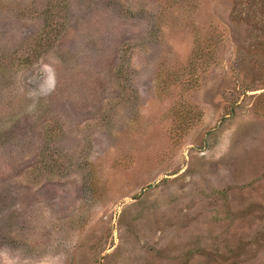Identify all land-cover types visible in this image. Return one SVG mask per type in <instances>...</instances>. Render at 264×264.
<instances>
[{
	"label": "rangeland",
	"instance_id": "374dc122",
	"mask_svg": "<svg viewBox=\"0 0 264 264\" xmlns=\"http://www.w3.org/2000/svg\"><path fill=\"white\" fill-rule=\"evenodd\" d=\"M0 264H264V0H0Z\"/></svg>",
	"mask_w": 264,
	"mask_h": 264
}]
</instances>
